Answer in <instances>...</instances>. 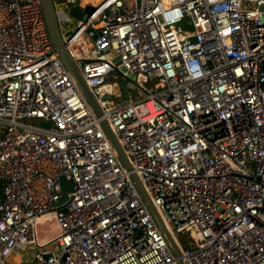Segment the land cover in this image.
Instances as JSON below:
<instances>
[{"label":"built area","instance_id":"built-area-1","mask_svg":"<svg viewBox=\"0 0 264 264\" xmlns=\"http://www.w3.org/2000/svg\"><path fill=\"white\" fill-rule=\"evenodd\" d=\"M53 3L102 114L41 0H0V264H264V0Z\"/></svg>","mask_w":264,"mask_h":264},{"label":"water","instance_id":"water-1","mask_svg":"<svg viewBox=\"0 0 264 264\" xmlns=\"http://www.w3.org/2000/svg\"><path fill=\"white\" fill-rule=\"evenodd\" d=\"M42 5V11L43 16L46 24V28L51 40V43L55 49V51L58 53V56L66 69L68 70L71 77L74 79L77 88L81 92L83 98L87 102L88 106L90 107L93 114L97 117L101 116V110L96 102V99L90 92L88 86L86 85L79 68L74 63V61L70 58L67 50L64 48V44L61 38V34L59 32V28L56 21V13L54 8L53 0H41ZM95 10V7L89 4L84 5L83 7L80 5H73L68 8V13L73 19H81L85 20L93 11ZM115 61H118V58L115 59ZM119 62V61H118ZM42 126H50V122L48 121H41ZM100 125L102 129L105 131L107 136L109 137L112 145L116 149L121 161L123 162L124 166L127 170L131 171L132 167L121 147L119 144L115 134L113 133L112 129L110 128L107 120L102 119L100 121ZM130 177L135 182L136 187L138 188L139 192L141 193L142 197L146 201L149 210L155 217L159 227L161 228L162 232L165 234L174 254L177 256L179 255V247L177 243L175 242L174 238L171 236V234L166 229L159 213L157 212L156 208L151 202V199L143 189L142 183L139 180L137 174L133 171L130 172ZM60 184L62 187L64 186H70L72 188L73 184L69 180L63 178L60 181ZM175 264H182L180 259H177Z\"/></svg>","mask_w":264,"mask_h":264},{"label":"rangeland","instance_id":"rangeland-1","mask_svg":"<svg viewBox=\"0 0 264 264\" xmlns=\"http://www.w3.org/2000/svg\"><path fill=\"white\" fill-rule=\"evenodd\" d=\"M91 1H94V0H91ZM55 7L57 10H59V12H63L62 7H59V6H55ZM71 24L72 23H68V24L66 23V26L69 27V26H71ZM183 27L185 29H190V26L188 24H184ZM133 76H134L133 73H128L126 75V79L124 77L120 76L118 78V80H116V82L119 85L125 86L126 88L133 90L134 89ZM180 238L184 239V236H181ZM32 251H33V249L28 247V248H26V250L19 251V256L23 257V259L25 260L29 256L30 252H32ZM16 256H18V255H16Z\"/></svg>","mask_w":264,"mask_h":264},{"label":"bare ground","instance_id":"bare-ground-1","mask_svg":"<svg viewBox=\"0 0 264 264\" xmlns=\"http://www.w3.org/2000/svg\"><path fill=\"white\" fill-rule=\"evenodd\" d=\"M84 1H91V0H84ZM98 1H100V0H94V1H91V2L97 3Z\"/></svg>","mask_w":264,"mask_h":264}]
</instances>
